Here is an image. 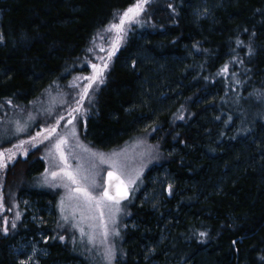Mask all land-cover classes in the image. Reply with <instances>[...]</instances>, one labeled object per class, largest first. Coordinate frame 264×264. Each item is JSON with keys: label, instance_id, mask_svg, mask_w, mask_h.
<instances>
[{"label": "trees", "instance_id": "trees-1", "mask_svg": "<svg viewBox=\"0 0 264 264\" xmlns=\"http://www.w3.org/2000/svg\"><path fill=\"white\" fill-rule=\"evenodd\" d=\"M133 1L0 0V104L62 80ZM148 18L115 56L84 136L99 149L155 145L117 264H264V0H153ZM14 165L7 196L28 204L20 232L0 233V264H20L21 234L50 239L55 224L53 195L28 185L41 159ZM17 168L26 184L13 190ZM45 245L42 264H86L57 239Z\"/></svg>", "mask_w": 264, "mask_h": 264}, {"label": "rangeland", "instance_id": "rangeland-1", "mask_svg": "<svg viewBox=\"0 0 264 264\" xmlns=\"http://www.w3.org/2000/svg\"><path fill=\"white\" fill-rule=\"evenodd\" d=\"M152 1L148 0L143 11L134 20L125 23L123 38L118 43L117 33L109 32L108 29L112 24H118L122 15L129 8H133L137 0L125 9L117 11L104 27L95 32L84 54L67 67L62 80L55 81L40 96L25 105H15L9 99L0 104V152L6 154L7 162L6 168H0V233L3 236H11L20 232L18 225L22 226L24 213L23 215L19 213L18 206L28 204V200L23 195L18 201H15L14 197L10 200L7 196L13 179H6L8 170L19 160L23 162L28 156L41 159L44 170L38 176L33 177L34 181L32 179L31 183H27L30 187L48 191L55 199V224L52 227L51 238H46L44 232L41 231L36 236L24 237V234H21L17 238L18 245L15 253L19 255L20 264L21 261L25 264H42L41 260L48 255L45 244L53 239L67 245L69 251L75 253L86 264H109L106 258L109 249L112 252L110 264H117V259L122 260L125 256L123 231L127 225L130 226L127 223L131 216L130 208L137 201L138 203L141 201L139 195L143 187L142 179L153 163L155 145L149 137L137 136L119 147L99 149L89 144L84 136L87 119L95 112L97 95L107 79L115 56L127 41L130 32L137 28L144 29L150 24L148 12ZM105 64L106 68H104ZM93 65H96V69ZM89 84L91 88H88ZM85 88H88L87 96H84ZM259 94L264 99V86L261 87ZM77 108L80 111H73ZM53 127L56 128V132L49 136V130ZM18 128L22 130L18 131ZM73 130L75 135H72ZM38 133L40 135H37ZM57 137L67 138L63 151L72 169L83 166L85 170L95 175L97 187L88 189L92 195L96 196L104 190V175L108 171L119 176L125 183L128 189V199L120 200L115 222L106 209L103 220H101L99 213L95 210L90 213L84 208H77L76 201L67 199L68 189L62 186V183H67V181L62 182L58 178H52L51 172L59 171L53 168L52 157L49 155V153H55ZM20 144L23 145L22 148L16 147ZM9 152L12 153L11 159L7 158ZM92 152L103 154L105 158L114 157L119 160L124 166L123 171L110 167L109 163H100L91 156ZM17 172L16 186H13V190L26 184L21 174L22 171L17 168ZM130 179L131 183H129ZM90 216H94L95 219H90ZM31 221H37V225L53 223L51 220L45 222L35 214H32ZM105 223L108 230L106 239L102 235ZM5 228L7 232L4 231ZM81 228L84 230V235L81 234ZM90 240L94 243H90ZM80 262L76 260L64 264H80Z\"/></svg>", "mask_w": 264, "mask_h": 264}, {"label": "snow or ice", "instance_id": "snow-or-ice-1", "mask_svg": "<svg viewBox=\"0 0 264 264\" xmlns=\"http://www.w3.org/2000/svg\"><path fill=\"white\" fill-rule=\"evenodd\" d=\"M148 3V0H137V3L133 8H129L120 18L118 24H112L108 31L112 32L115 31L117 33V43L123 38L122 34L124 33V25L126 22H131L134 20L136 16H138L144 8V5ZM0 39H2V36H0ZM249 54H251V50L249 49ZM107 65H104V68H106ZM93 68L96 69V65H93ZM102 71V69H101ZM224 71H227V68L225 67ZM91 80H94L95 78H88ZM102 82V81H101ZM88 88H91V84L88 85ZM88 88H85L84 90V96H87ZM73 111H80L79 108L74 109ZM63 119V117H61ZM71 123V121H69ZM18 131H21L22 129H17ZM56 128L53 127L49 130V136L52 134H55ZM37 135H40L39 133ZM72 135H75V132L73 130ZM35 140V137H33ZM67 144V138L66 137H57V142L55 144V153H49V155L52 157V166L54 169H58L59 171H52L51 176L53 179H59L60 181H67V183H62V186L68 189V196L67 199L69 201H76V207L77 208H84L88 212H92L95 210L99 213V217L101 220H103L105 209L107 210L108 215L113 219V222H115V216L119 212V208L117 207L120 203V200L127 197L126 189H124L123 184L119 182L118 177H113L111 173H109L110 180H117V190L115 194H109V191L105 189L103 192L99 193L98 195L94 196L92 193L88 190L89 188H95L97 187L95 175L91 174L88 170H85L83 166H78L75 169H72V166L68 163L67 158L64 155L63 146ZM16 147L22 148L23 145H17ZM81 147H83L81 145ZM85 151H89L88 149H84ZM58 154V156L56 155ZM26 155V152H25ZM12 153L9 152L7 154V158L11 159ZM91 156L95 159L99 160L100 163H109L110 167L117 168L121 171H123L124 166L122 163L115 159L114 157L105 158L103 154H98L95 152L91 153ZM7 162H6V154L4 152H0V168H6ZM95 167V165H93ZM47 175V174H46ZM132 180H129V183H131ZM55 186V185H54ZM111 202V203H108ZM64 201H61V204L63 205ZM90 219H95L94 216H90ZM13 227H15V224H13ZM104 231H103V237L106 239L108 236V230H107V224L105 223L103 225ZM5 232H7V228L4 229ZM81 234L84 235V230L80 229ZM118 235V233H117ZM201 235H204V233H201ZM90 243H94L93 240L89 241ZM109 261V264L112 259V252L111 249L108 250L107 257ZM21 264H25L24 261H21Z\"/></svg>", "mask_w": 264, "mask_h": 264}, {"label": "water", "instance_id": "water-1", "mask_svg": "<svg viewBox=\"0 0 264 264\" xmlns=\"http://www.w3.org/2000/svg\"><path fill=\"white\" fill-rule=\"evenodd\" d=\"M109 173H111L113 177H118L119 178V182L123 184V187H124V189H126V193H127V197H128V189H127V186L125 185V183L122 181V179L119 176L113 174L112 172H107L105 174V178H104L105 187H104V190L107 189L109 191V194L110 195L111 194H115V192L117 190L118 181L115 180V179L110 180Z\"/></svg>", "mask_w": 264, "mask_h": 264}, {"label": "bare ground", "instance_id": "bare-ground-1", "mask_svg": "<svg viewBox=\"0 0 264 264\" xmlns=\"http://www.w3.org/2000/svg\"><path fill=\"white\" fill-rule=\"evenodd\" d=\"M126 199H128V197Z\"/></svg>", "mask_w": 264, "mask_h": 264}]
</instances>
